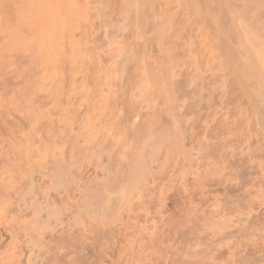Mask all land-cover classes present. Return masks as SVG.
<instances>
[{
	"label": "rangeland",
	"instance_id": "374dc122",
	"mask_svg": "<svg viewBox=\"0 0 264 264\" xmlns=\"http://www.w3.org/2000/svg\"><path fill=\"white\" fill-rule=\"evenodd\" d=\"M3 1L0 264H264V0Z\"/></svg>",
	"mask_w": 264,
	"mask_h": 264
},
{
	"label": "bare ground",
	"instance_id": "6f19581e",
	"mask_svg": "<svg viewBox=\"0 0 264 264\" xmlns=\"http://www.w3.org/2000/svg\"><path fill=\"white\" fill-rule=\"evenodd\" d=\"M1 1H2V0H1ZM4 1H6V0H4ZM4 1H3V4H2V5H4V3H5ZM39 1H40V0H39ZM39 1L37 2V0H36V3H37V4H36V5H30V7L26 4V7H27L28 10H29V12L27 11V13H30L31 11H32L33 13H35V12H38L39 10L42 11V9H44V10L46 11V12H44V13H46V14H45V21L48 22V24L50 25V22L52 21V18H56V17H57V15H56V13H55V11H57V10H55V8H52V7H51V10L49 11V10H48V8H50V6H49V2H47V3H48V4H47L48 7H47V5H46V3H45L46 0H45L44 2H41V1H43V0H41L40 2H39ZM208 1H209V0H208ZM230 1H231V0H229V2H230ZM32 2H33V3H32ZM200 2H203V4H204V3L207 2V0H192V3H193L194 6H195V5H198V4H201ZM227 2H228V1H227ZM29 4H35V2L31 0ZM225 6H226V5H225ZM226 7H227V6H226ZM52 9L55 10V11H53ZM24 10H25V8H24ZM26 10H27V9H26ZM44 10H43V11H44ZM25 12H26V11H24V13H25ZM57 14H58V13H57ZM55 15H56V17H55ZM56 19H57V18H56ZM50 20H51V21H50ZM49 21H50V22H49ZM251 27H252V25H251ZM251 32H252V31H251ZM251 34H253V33H251ZM259 36L261 37L260 34H259ZM259 36H258V35H257V36H255V35H254V36H251V35H250V42H252V44H255L256 41L258 40V44H257V45H259V46L261 47V50H260L261 52L259 51V53H258L259 55H258V54H257V55H258V57H259V58H258L259 61L261 62L260 66L262 65L261 67H259V66L256 64V65L258 66V68L255 66L253 70L250 69V68H247V70H248V69L250 70V73H251L252 75L257 74L256 72H258V70H260L259 68H263V69H264V36L261 37L262 39L259 38ZM253 42H254V43H253ZM257 45H256V46H257ZM255 48H256V47H255ZM228 50H229V49H228ZM257 50H258V49H257ZM257 50H256V53H257ZM234 52H235V51H234ZM256 53H255V54H256ZM235 54H236V53H235ZM251 55H252V54H251ZM257 55H256V57H257ZM247 57H248V56H247ZM247 57H246V58H247ZM253 58H254V57H253ZM250 59H251V58H250ZM256 59H257V58H256ZM254 60H255V58H254ZM255 61H257V60H255ZM255 61H254V62H255ZM250 62H253V60L251 59ZM243 65H244V64H243ZM236 68H237V67H236ZM245 72H246V71H245ZM263 72H264V71H263ZM263 72H262V71H259V74L261 73V76H262ZM240 74H241V73H240ZM247 74H248V72H247ZM238 75H239V73H238ZM248 75H249V74H248ZM251 78H252V77H251ZM262 78H263V83L260 84V82L258 81L257 84H259V85H257V87H259V88H257V89H258L259 91H262V92H263V94H262V92H260V93L262 94V96H260V97H262V98L264 99V77H261V80H262ZM253 79H254V78H253ZM258 79H259V78H258ZM252 81H253V80H252ZM252 84L254 85L253 82H252ZM254 87H255V86H254ZM164 90H165V89H164ZM253 93H254V91H253ZM257 94H258V93H257ZM257 96H258V95H257ZM261 101H262V100H261ZM263 101H264V100H263ZM146 123H147V122H146ZM137 128H138V127H137ZM138 129H139V128H138ZM13 130H14V129H13ZM13 130H12L11 132H13ZM9 137H10V136H9ZM11 137H13V136H11ZM56 137H57V136H56ZM9 139H10V138H9ZM7 140H8V139H7ZM7 140H6V141H7ZM12 140H13V139H12ZM28 140H29V139H28ZM1 141H2V140H1ZM7 142H8V141H7ZM7 142H6V143H7ZM12 142H14V141H12ZM3 143H4V142H3ZM25 143H26V142H25ZM25 143H24V146L26 147ZM4 144H5V143H4ZM11 144H12V143H11ZM11 144H10V145H11ZM16 144H17V143H16ZM16 144H15V145H16ZM17 145H18V144H17ZM4 146H5V145H4ZM8 146H9V145H8ZM12 146H13V145H12ZM27 147H28V146H27ZM14 148H15V147H14ZM18 148H19V147H18ZM8 149H9V148H8ZM19 149H20V148H19ZM12 150H13V149H12ZM17 150H18V149H17ZM4 151H5V150H4ZM7 151H8V150H7ZM26 151H27V149H26ZM26 151H25V152H26ZM2 152H3V151H2ZM9 152H10V151H9ZM27 152H28V151H27ZM52 152H53V151H52ZM52 152H51V153H52ZM56 152H57V151H56ZM6 153H8V152H6ZM22 153H23V152H22ZM13 154H14V153H13ZM19 154H21V153H19ZM23 154H25V153H23ZM52 154H53V153H52ZM52 154H51V156H53ZM54 154H55V153H54ZM0 155H1V154H0ZM8 155H9V154H8ZM15 155H16V152H15ZM9 156H10V155H9ZM17 157H18V156H17ZM2 158H3V157H2ZM0 159H1V158H0ZM56 161H57V159H56ZM59 161H60V160H59ZM1 162H2V161H1ZM4 162H6V161H4ZM17 162H18V160H17ZM28 162H29V161H28ZM137 162H138V161H137ZM7 163H8V162H7ZM37 163H38V162H37ZM0 164H1V163H0ZM16 164H17V163H16ZM30 164H31V163H30ZM38 164H39V163H38ZM56 164H57V163H56ZM71 164H72V163H71ZM9 165H10V164H9ZM39 165H40V164H39ZM54 165H55V164H54ZM60 165H61V164H60ZM4 166H5V165H4ZM22 166L24 167V165H22ZM55 166H56V165H55ZM61 166H62V165H61ZM61 166H60V167H61ZM0 167H1V166H0ZM2 167H3V166H2ZM5 167H7V166H5ZM11 167H12V166H11ZM16 167H17V166H16ZM23 167H21V168H23ZM34 167H35V166H34ZM69 167H70V166H69ZM29 169H30V168H29ZM53 169H54V168H53ZM55 169H56V168H55ZM63 169H65V168H63ZM63 169H62V170H63ZM68 169H69V168H68ZM6 170H7V169H6ZM10 170H11V169H10ZM19 170H20V169H18V171H19ZM27 170H28V169H27ZM27 170H25V172H26ZM30 170H31V169H30ZM16 171H17V170H16ZM23 171H24V170H23ZM55 171H56V170H55ZM57 171H58V170H57ZM6 172H7V171H6ZM52 172H53V171H52ZM3 173H4V172H3ZM9 173H10V172H9ZM12 173H13V172H12ZM31 173H32V172H31ZM130 173H131V172H130ZM5 174H6V173H5ZM5 174H4V175H5ZM10 174H11V173H10ZM16 174H17V173H16ZM20 174H23L22 171H21ZM24 174L26 175L27 173H24ZM57 174H58V173H57ZM118 174H120V172H119ZM118 174H117V175H118ZM30 175H31V174H30ZM53 175H54V173H53ZM11 176H13V175H11ZM23 176H24V175H23ZM60 176H61V175H60ZM62 176H63V175H62ZM114 176H115V175H114ZM20 177H21V176H20ZM24 177H26V176H24ZM24 177H23V178H24ZM63 177H64V176H63ZM119 177H120V176H119ZM119 177H118V178H119ZM121 177H122V176H121ZM18 178H19V176H18ZM18 178H17V179H18ZM73 178H74V177H73ZM108 178H109V177H108ZM17 179H16V180H17ZM26 179H27V178H26ZM52 179H53V178H52ZM56 179H57V178H56ZM56 179H55V180H56ZM63 179H64V178H63ZM104 179H105V178H104ZM8 180H10V179L8 178ZM28 180H29V179H28ZM131 180H132V179H131ZM14 181H15V180H14ZM18 181H20V180H18ZM21 181H22V180H21ZM25 181H26V180H25ZM32 181H33V180H32ZM38 181H39V180H38ZM52 181H53V180H52ZM102 181H103V180H102ZM133 181H134V180H133ZM2 182H3V181H2ZM10 182H11V181H10ZM36 182H37V181H36ZM55 182H56V181H55ZM103 182H105V181H103ZM106 182H107V181H106ZM34 183H35V182H34ZM34 183H33V184H34ZM1 184H2V183H1ZM11 184H12V183H11ZM19 184H20V183H19ZM28 184H29V183H28ZM28 184H27V185H28ZM7 185H8V184H7ZM55 185H57V184H55ZM9 186H10V185H9ZM31 186H32V185H31ZM33 186H34V185H33ZM90 186H91V185H90ZM109 186H110V184H109ZM19 187H20V186H19ZM23 187H24V186H23ZM29 187H30V186H29ZM92 187H93V186H92ZM113 187H114V186H113ZM0 188H1V187H0ZM85 188H88V186L85 187ZM2 189H3V188H2ZM96 189H97V188H96ZM111 189H112V188H111ZM3 190H5V192H6V190H7V186H6V189H3ZM15 190H16V189H15ZM90 190H91V189H90ZM114 190H115V189H114ZM16 191H17V190H16ZM3 192H4V191H3ZM21 192H22V191H21ZM32 192H33V191H32ZM98 192H99V191H98ZM113 192H115V191H113ZM0 193H1V192H0ZM9 193H10V192H9ZM9 193H8V194H9ZM12 193H13V192H12ZM25 193H26V192H25ZM83 193H84V192H83ZM89 193H90V192H89ZM111 193H112V192H111ZM5 194H6V193H4V196H7V195H5ZM13 194H14V193H13ZM22 194H23V193H22ZM65 194H66V193H65ZM87 194H88V193H87ZM119 194H120V193H119ZM10 195H11V193H10ZM16 195H17V194H16ZM66 195H67V194H66ZM12 196H13V195H12ZM82 196H83V195H82ZM104 196H105V195H104ZM107 196H108V195H107ZM110 196H111V195H110ZM119 196H120V195H119ZM7 197H8V196H7ZM10 197H11V196H10ZM102 197H103V196H102ZM108 197H109V196H108ZM0 198H3V197L1 196V194H0ZM105 198H106V197H105ZM9 199H11V198H9ZM19 199H20V198H19ZM109 199H110V198H109ZM111 199H112V198H111ZM3 200H4V199H0V206H1L2 208H4V203H7L6 201H7L8 199L6 198V201L4 200L5 202H4ZM11 200H12V199H11ZM13 200H14V199H13ZM32 200H33V199H32ZM64 200H65V199H64ZM89 200H91V199H89ZM89 200H88V201H89ZM34 201H36V199H35ZM100 201H101V200H100ZM11 202H12V201H11ZM85 202H86V201H85ZM40 203H41V202H40ZM13 204H14V203H13ZM31 204H32V203H31ZM101 204H102V203H101ZM103 204H105V203H103ZM106 204H107V202H106ZM106 204H105V205H106ZM5 205H6V204H5ZM42 205H43V204H42ZM46 205H47V204H46ZM82 205H83V204H82ZM99 205H100V204H99ZM17 206L19 207L18 204H17ZM102 206H103V205H102ZM1 207H0V209H2ZM6 207H7V206H6ZM11 207H12V206H11ZM11 207H10V208H11ZM35 207H36V206H35ZM39 207H40V206H39ZM74 207H75V206H74ZM80 207H82V206H80ZM106 207H107V206H106ZM10 208L8 207L9 210H10ZM82 208H83V207H82ZM89 208H90V207H89ZM4 209H5V208H4ZM48 209L51 210L50 208H48ZM87 209H88V208H87ZM87 209H86V210H87ZM36 210H37V209H36ZM1 211L3 212V209H2ZM4 212H6V209H5ZM12 212H13V211H12ZM14 212H15V211H14ZM27 212H28V211H27ZM34 212H35V211H34ZM36 212H37V211H36ZM41 212H42V211H41ZM11 215H12V214H11ZM11 215H10V216H11ZM34 215H35V214H34ZM37 215H38V214H37ZM10 216H9V217H10ZM15 216H16V215H15ZM35 216H36V215H35ZM2 217H3V215H2ZM4 217H5V216H4ZM17 217H18V216H17ZM2 219H3V218H2ZM7 219H10V218H7ZM11 219H12V218H11ZM19 220H20V219H19ZM38 220H39V219H38ZM38 220H37V221H38ZM8 221H9V220H7V223H8ZM11 221H12V220H11ZM19 222H20V221H19ZM19 222H18V223H19ZM42 222H43V221H42ZM25 223H26V222H25ZM11 224H12V223H11ZM56 224H57V222H56ZM19 225H20V224H19ZM26 225H27V224H26ZM40 225H41V223H40ZM20 226H21V225H20ZM24 226H25V225H24ZM9 227H10V226H9ZM27 227H28V226H27ZM10 228H11V227H10ZM12 228H13V227H12ZM21 228H22V227H21ZM31 229H32V228H31ZM7 230H8V229H7ZM15 230H16V229H15ZM40 230H41V229H40ZM11 231H12V230H11ZM21 231H22V230H21ZM34 231H35V230H34ZM8 232H9V231H8ZM40 232L42 233V231H40ZM36 234H37V233H36ZM29 235H30V234H29ZM24 236H25V235H24ZM40 237H41V236H40ZM21 238H22V237H21ZM35 238H36V237H35ZM35 238H34V239H35ZM53 238H54V237H53ZM11 239H13V238H11ZM14 239H15V238H14ZM37 239H38V237H37ZM14 241H15V240H14ZM14 241H13V242H14ZM25 242H26V241H25ZM38 243H39V242H38ZM9 244H10V243H9ZM9 244H8V245H9ZM25 245H26V244H25ZM29 246H30V245H29ZM34 247H35V246H34ZM8 249H9V248H8ZM38 249H39V248H38ZM11 250H12V249H11ZM22 252H23V251H22ZM8 253H9V252H8ZM10 253H12V252H10ZM18 253L20 254V252H18ZM10 255H11V254H10ZM13 255H15V254H13ZM20 255H21V254H20ZM20 255H19V256H20ZM5 257H6V256H5ZM11 257H12V256H11ZM14 257H15V256H14ZM16 258H18V256H17ZM14 259H15V258H14ZM3 261H4V260H3ZM6 261H7V260H6ZM14 261H15V260H14ZM29 261H30V260H29ZM17 262H18V261H17ZM30 262H32V261H30ZM18 263H19V262H18ZM14 264H15V263H14Z\"/></svg>",
	"mask_w": 264,
	"mask_h": 264
}]
</instances>
